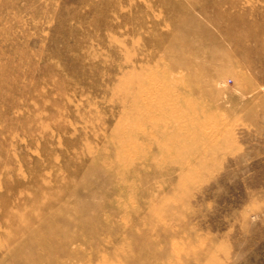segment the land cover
Masks as SVG:
<instances>
[{
    "label": "rangeland",
    "instance_id": "374dc122",
    "mask_svg": "<svg viewBox=\"0 0 264 264\" xmlns=\"http://www.w3.org/2000/svg\"><path fill=\"white\" fill-rule=\"evenodd\" d=\"M0 264H264V0H0Z\"/></svg>",
    "mask_w": 264,
    "mask_h": 264
}]
</instances>
